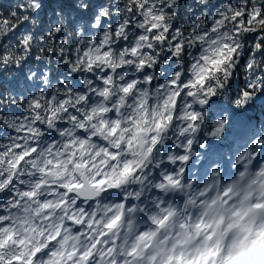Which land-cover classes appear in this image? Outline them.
Returning a JSON list of instances; mask_svg holds the SVG:
<instances>
[{"label":"clouds","instance_id":"1","mask_svg":"<svg viewBox=\"0 0 264 264\" xmlns=\"http://www.w3.org/2000/svg\"><path fill=\"white\" fill-rule=\"evenodd\" d=\"M0 264H264V0H0Z\"/></svg>","mask_w":264,"mask_h":264}]
</instances>
